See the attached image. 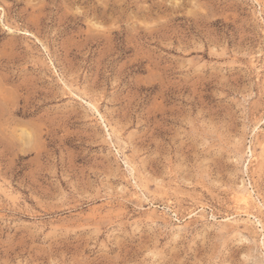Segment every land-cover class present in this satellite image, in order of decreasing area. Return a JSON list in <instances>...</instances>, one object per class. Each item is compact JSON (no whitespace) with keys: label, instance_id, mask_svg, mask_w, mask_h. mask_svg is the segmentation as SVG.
<instances>
[{"label":"rangeland","instance_id":"rangeland-1","mask_svg":"<svg viewBox=\"0 0 264 264\" xmlns=\"http://www.w3.org/2000/svg\"><path fill=\"white\" fill-rule=\"evenodd\" d=\"M261 146L264 0H0V264H264Z\"/></svg>","mask_w":264,"mask_h":264},{"label":"bare ground","instance_id":"bare-ground-1","mask_svg":"<svg viewBox=\"0 0 264 264\" xmlns=\"http://www.w3.org/2000/svg\"><path fill=\"white\" fill-rule=\"evenodd\" d=\"M260 144V143H259ZM264 149V147H262L261 146V148H260V150L261 149ZM251 154H252V152H251ZM254 154V153H253ZM252 154V155H253ZM255 155V154H254ZM261 157H262V155H260ZM255 157V156H254ZM254 160H256V159H254ZM130 167V166H129ZM243 186V185H242ZM251 187V186H250ZM242 188H244V187H242ZM241 188V189H242ZM253 189V188H252ZM142 190V189H141ZM238 190V189H237ZM146 195V194H145ZM234 195V194H233ZM144 196V195H143ZM234 197V196H233ZM234 201H235V204L238 206V207H241V208H243L244 210H243V213L244 214H246L245 216H247V215H250V213L251 212H248V209H249V207L251 206V204L253 203L252 201H253V197H252V193H251V191H249V190H246V189H244V190H239V191H237L236 192V195H235V197H234ZM260 203H261V201H260ZM259 203V204H260ZM257 204V203H256ZM253 205H254V203H253ZM261 206H263L262 205V203H261ZM237 207V208H238ZM256 208H259V206L257 205L256 206ZM237 211V210H236ZM191 212V211H190ZM238 213H239V211H238ZM190 214V213H189ZM193 214V213H192ZM193 216V215H192Z\"/></svg>","mask_w":264,"mask_h":264}]
</instances>
